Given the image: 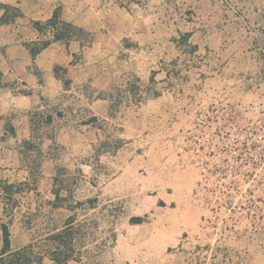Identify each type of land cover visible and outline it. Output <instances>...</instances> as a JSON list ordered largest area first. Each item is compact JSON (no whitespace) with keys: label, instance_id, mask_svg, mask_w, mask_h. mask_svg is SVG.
I'll list each match as a JSON object with an SVG mask.
<instances>
[{"label":"rangeland","instance_id":"374dc122","mask_svg":"<svg viewBox=\"0 0 264 264\" xmlns=\"http://www.w3.org/2000/svg\"><path fill=\"white\" fill-rule=\"evenodd\" d=\"M129 6L144 15L145 27L115 53L128 64L103 79L108 115L99 108L83 140H0L1 164L12 163L16 151L21 157L14 179L21 185L0 184V206L19 200L40 207L17 209L19 224L9 230H22L18 243L33 237L41 254L62 240L66 264H264V206L252 208L253 199L264 197L260 182L248 184L254 192L197 191L186 143L213 102L264 100V0H131ZM26 169L32 172L21 180ZM48 172L56 192L35 194L34 181ZM251 211L259 215L250 223ZM55 227L60 231L49 233ZM57 234L62 239H53Z\"/></svg>","mask_w":264,"mask_h":264},{"label":"crops","instance_id":"0c3cea01","mask_svg":"<svg viewBox=\"0 0 264 264\" xmlns=\"http://www.w3.org/2000/svg\"><path fill=\"white\" fill-rule=\"evenodd\" d=\"M130 3L131 0H0V140H83L84 130L94 129L99 108L108 115L110 100L100 88L109 84L103 79L109 81L115 66L127 63L115 55L123 48V40L136 37L145 27L144 15L135 12ZM55 11L58 21L80 28L84 35L54 39L60 25L49 22ZM44 41L47 43L42 46ZM36 48L38 51L32 53ZM102 80L104 86L99 85ZM174 81L171 78V96ZM86 83L90 90L83 89ZM89 97L90 110L84 111L83 101L89 102ZM170 107L172 113L173 105ZM15 159L18 163L13 162ZM10 160L12 163H0V184L21 185L20 180L14 181L21 171L20 153L10 155ZM30 172L24 170L21 180H28ZM25 184L22 182V186ZM53 187L54 173L48 172L34 181L31 190L51 196L56 192ZM13 203L1 204L5 217L0 216V226L19 224L17 209L40 208L36 203ZM53 203L48 206L53 207ZM48 214L45 221L54 223ZM59 229L55 227L49 233ZM21 231L16 234L9 230L11 249L32 245L34 238L30 235L26 241L17 242ZM2 245L0 227V251ZM49 253L43 254V264H55Z\"/></svg>","mask_w":264,"mask_h":264},{"label":"built area","instance_id":"2783aa9c","mask_svg":"<svg viewBox=\"0 0 264 264\" xmlns=\"http://www.w3.org/2000/svg\"><path fill=\"white\" fill-rule=\"evenodd\" d=\"M187 137L189 159L199 175L197 191L254 192L257 189L248 184L257 180L264 190V100L232 105L215 101L198 116ZM262 198L252 196V208L264 206ZM258 213L251 211L245 220H257Z\"/></svg>","mask_w":264,"mask_h":264},{"label":"trees","instance_id":"16d2710c","mask_svg":"<svg viewBox=\"0 0 264 264\" xmlns=\"http://www.w3.org/2000/svg\"><path fill=\"white\" fill-rule=\"evenodd\" d=\"M58 19L57 11L54 12L52 19L50 20L51 25H60L54 32V39L68 40L72 35L83 36L84 32L70 23L60 22ZM5 20V18H4ZM47 42H43L42 46H45ZM38 51V48L32 50V53ZM136 221L138 218H132ZM2 230V249L0 251V264H43V254L35 252L32 245H26L20 248L11 249L9 240V228L6 224L1 225ZM60 235L53 236V239H60ZM62 239V238H61ZM64 242L61 240L59 244L63 245ZM59 244L56 249L49 254L55 264H66L69 255L65 254L59 249ZM65 245V244H64Z\"/></svg>","mask_w":264,"mask_h":264}]
</instances>
